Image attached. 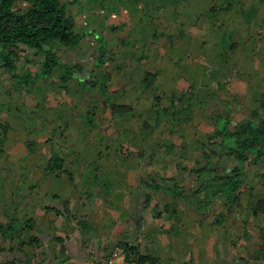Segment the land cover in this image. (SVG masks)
I'll return each instance as SVG.
<instances>
[{"label": "rangeland", "instance_id": "374dc122", "mask_svg": "<svg viewBox=\"0 0 264 264\" xmlns=\"http://www.w3.org/2000/svg\"><path fill=\"white\" fill-rule=\"evenodd\" d=\"M208 1L179 0L176 5L170 7V10L177 15H180L179 10L187 11L186 16L189 19L191 15H195L194 10L198 11V8L204 14L209 13L207 4L205 5V2L208 3ZM263 1L241 0L239 6H234V10L223 13L227 14L225 16L227 21L212 19L211 21L214 23H211L210 20H206L204 23V29H206L218 28V26L229 21L233 25L231 30L234 31V34L226 37L223 35L224 33H221V31H230L227 29L229 28L228 24H226L227 28L221 27L220 30L215 31L216 36L214 39L220 36V39L228 44V51L220 54L214 55L212 53V51H219L217 43L212 46L211 44L210 46L207 45L213 39L212 37L208 36L200 43L204 46V51L210 50L209 54L204 52V61H208L212 71H216L212 76L208 74L209 71H204V78L217 76L219 80L226 81L223 82L225 83L224 86L216 88L218 90L217 93L206 94L204 116L202 117L205 120L202 124V133L199 134L196 131L195 133L193 130L186 132L185 135L190 138L186 144L190 145L192 143V148L185 147V145L180 148L179 143L182 142L180 139L185 136L170 131L167 133L169 136L168 140H157L152 142L156 143L155 145L142 146L140 151L144 150L145 152L143 158L138 156L139 150L137 148L132 150L127 147L130 145H136L137 147L138 142L133 141L130 137L131 134L115 131L116 96L114 93L111 94L108 89L115 86L111 82L108 85V79L116 71L117 62L113 63L115 62L113 61L111 63L108 60L104 64L95 65L94 58L98 52V45L95 38L91 36L83 35L81 41L71 47L51 42L60 60L66 65L75 64V71L77 72L74 75L79 73L85 78L84 81H79L74 75L70 76L66 82L62 81L60 76L64 73L65 68L64 66H59L54 68L48 78H36L31 92H27L23 88L17 91V83L10 76L9 71L1 64L3 61L0 56V173L6 169L7 173L18 174V172L22 171L20 167L24 169L23 171L29 170L31 175H35L36 172H44V174L55 173L52 171L47 172L44 164L49 156L57 153L63 159V166L56 174L62 180L65 178L64 182L66 184L71 183L74 178L71 186L74 189L71 196L63 199V205L66 210L71 205V208L66 211L67 215L70 214L74 220L87 217L91 223H95L97 220L94 218L100 213L99 208L91 207V211H88L84 203L87 195L82 193V195L79 194L77 196L75 191L85 188L84 185L92 179L90 175L95 177L99 174L100 166L98 162L103 157L122 154L134 156L139 158L140 161L146 162L150 160L148 152L151 149L149 148L154 147L157 152L151 158V162L153 160L159 161L158 164L154 165L157 168L159 164L166 162L164 161V155H166L165 144L171 143L174 147H171L168 155H171L170 158L175 157L182 164H186L187 167L198 166L208 161L213 165L219 160L212 152L205 155L204 152L208 151V148L203 144L205 134L212 133L215 128L213 119L219 115L218 113L221 115L227 113L230 119L228 128L231 129L233 126L232 122L244 117H251V110L260 104L263 98L262 95H264ZM202 2H204L203 5ZM25 4L24 0H18L15 7L22 9ZM77 11H83L78 7V3L68 4V12L71 16L75 15V30L79 34H83L85 29L81 21L82 18ZM143 12L145 13L146 11L143 10ZM163 12L166 13L168 11L162 10L161 13ZM148 23L157 26L155 33H158L162 28H169L160 25L162 20L154 15ZM186 23L191 22L188 20ZM141 26L147 25L140 22L139 30L137 31L140 33L132 34L133 36L129 37L133 44H137L135 49L144 47L145 43L142 42L145 41L146 36L150 32L149 30L145 34V31L140 30L142 29ZM107 35L109 36L107 33L104 35L105 39H107ZM116 40L112 37L108 44L111 46ZM117 41L120 43V40ZM196 47H201L198 42ZM13 48L19 57L17 68L19 73L24 71L25 68L31 73H35L39 69V60L41 58L39 51L22 46ZM7 49L8 47L4 48V51H7ZM222 55H225V57H222ZM26 59H29V61H26ZM84 74H87V76ZM259 110L262 113V110ZM202 111L203 109L199 113L202 114ZM206 115L211 117L208 118ZM163 123L167 124L169 122ZM151 125H154V123L151 122ZM203 150L205 151L203 152ZM149 166L153 165L150 164ZM139 167H148V165L142 164ZM242 167L245 181L240 187L237 200L228 203V207L225 208L226 214L220 223L213 222V220H217V212L222 209L221 202L217 199L213 200L209 211H202L204 213L192 209L185 203L182 204L180 219L184 224L181 223L180 226L173 225L170 230L172 233L183 234L188 239V242L181 247L182 254L196 255V250H200L201 247L207 258L208 240L202 241L204 238H196L193 232L194 227H199L200 233L204 231V237L211 236L219 239V243L215 246L213 245L211 249L213 254L215 252L216 256H218V260L213 264H264V159L260 162L245 161ZM215 168L218 171L220 170V166L216 165ZM53 176L55 179L57 178L54 174ZM54 178H50L49 175L44 177L46 181L50 179L48 182H52V180H55ZM193 178V174L184 171L181 179L182 186L187 188L195 184ZM62 180L59 181V185L64 183ZM93 189L101 192L100 188L97 189L95 187ZM51 191L52 189H48L44 194L42 192L40 194L38 192L34 193L33 191L31 193L33 195L37 193L42 197L43 203L50 204L51 202L48 198L52 194ZM166 198L177 202L175 198L170 197L167 193H158L156 195L158 202ZM69 201L70 204L68 205ZM6 211L8 210L6 209ZM153 212H158L157 203ZM27 215L22 213L19 217L22 220H28L30 217ZM178 218L179 215L176 220ZM196 224L199 226H195ZM31 229L32 223L31 228L22 230L19 236L9 240L12 244L11 248H15L17 245L21 246L19 243L22 240H27ZM155 231H157V228ZM149 238L153 241L155 234ZM31 246H34V244L26 245L25 248L29 249ZM153 247L154 250H150L152 254L158 255L163 250L159 243ZM38 252L40 253V251ZM35 255L36 253H34V258ZM200 257L202 258V253ZM155 264H160V262Z\"/></svg>", "mask_w": 264, "mask_h": 264}, {"label": "crops", "instance_id": "0c3cea01", "mask_svg": "<svg viewBox=\"0 0 264 264\" xmlns=\"http://www.w3.org/2000/svg\"><path fill=\"white\" fill-rule=\"evenodd\" d=\"M86 2V0H80L78 7L83 11H77L85 29L83 34L87 35V31H97L103 38L107 33L109 40L112 37L120 40V43L116 40L109 46L112 48V52L116 53V62L120 64V68L114 72L115 76L113 74L108 79V85L110 82L115 85L108 89L112 94H115V101L118 104H124L125 107L130 108L127 113H115L114 122L116 132L131 134L130 137L133 141L138 142L137 147L136 145L127 147L132 150L140 149L145 145L152 146V142L157 140H168L167 133L169 131L184 135L185 137L180 141L184 140L185 143L190 139L185 135L188 130L201 134L202 124L205 120L202 117L204 116L206 94L217 93L216 88L220 86L217 76L211 78L203 76L204 55L207 52L209 54L210 50L204 51V46L200 43L204 38L210 36L213 39L207 45L211 44L212 46L217 43L219 48L218 52L212 51L214 55L227 52L228 44L221 40L220 36L214 39L215 31L220 28L204 29L206 20L186 23L187 11L179 10L180 15L177 18L172 16L174 14L169 9L166 13L154 15L162 20L160 25L169 28H162L160 32L164 33H159L158 36L153 34L146 36V41L142 42L145 43L144 47L135 49L137 44H133L129 37L133 36L132 34H139L136 31L138 26L133 21L138 6L137 0H90L88 3ZM152 16V12L146 11L141 15V19H151ZM174 17L176 18L173 19ZM73 20L75 23V15ZM209 20L211 21V19ZM211 23L214 22L211 21ZM226 24L229 25V30L233 35L234 31L231 30L233 25L229 21ZM180 29L183 32L182 36L173 35V32ZM239 29L241 30V28ZM151 32L152 30L149 33L151 34ZM168 34H171V37H168ZM88 36L93 37L92 35ZM197 42L201 47H196ZM223 56L225 57V55ZM145 71L154 75L144 80ZM178 100L182 101L181 105H186L187 102L192 103V110L187 117L181 113L174 115L175 117H184V119L164 124L162 118L168 117V114L171 115L170 112L174 110V108H170L171 101L178 102ZM161 107H165L169 113H164L159 109ZM176 109L182 110L181 107ZM201 109H203L202 114L199 113ZM206 117L211 116L206 115ZM156 118H158L159 124L154 123V126L149 129L150 132L148 134L145 132L146 137L144 138L142 134L143 121L151 124ZM191 144H185V147L192 148ZM149 161L142 162L137 157L122 154L106 156L99 160V174L95 177L87 174L92 178H88L90 182L84 185V189L75 191L77 196L82 193L87 195L84 203L88 211H91L93 207L99 208L100 213L94 218L97 220L95 223H91L87 217L74 220L70 214L67 215L66 211L71 208V205L66 210L63 199L71 196L74 189L71 187L74 178L71 183L66 184L64 182L66 179L62 180L56 174L59 170L50 174L36 172L35 175H31L29 170L23 171L22 167L20 168L23 172H18V174L7 173L4 169L0 173V223L7 222L4 214L6 209L13 212L18 218L22 213L28 214L32 223L29 233L36 235L39 241L29 249L25 248L29 244H23L22 246L17 245L20 251L9 252L8 249L12 245L9 241L11 238L0 235V248H2L0 264H40L44 259L42 264H107V259L112 251L123 252L122 248L117 245L118 240H128L136 246L140 253L157 256L155 263L213 264L218 260V256L215 252L213 254L211 249L213 245L219 243L218 237H204V231L200 233L199 227H194L193 232L196 238H204L202 241L208 240L207 258L201 247L200 250H196V255L182 254L181 247L188 242V239L183 234L170 231L173 225L184 224L180 219L182 204L167 198L158 202L156 195L164 194V192H148L138 187L140 178L156 179L157 173L165 176L173 175L176 171V158L167 156L164 159L166 162L159 164L157 168L154 165L159 161ZM142 164L148 165V167L140 168L139 165ZM150 164L153 166H149ZM53 174L57 177V181ZM47 175L55 180L46 181L44 177ZM60 180L64 182L62 185H59ZM93 186L97 189L100 188L101 192L94 190ZM42 188H44L43 192ZM48 189H52V194L48 195L50 204L43 203L42 197L38 195L41 192L44 194ZM32 191L38 192V194L33 195ZM146 193L150 198L145 200ZM67 200L69 199L67 198ZM156 203L158 212L154 213ZM178 215L179 218L176 220ZM77 220H85L86 226L80 228L77 225ZM156 228L157 231H155ZM153 234H155V239L152 241L149 237H152ZM157 243L163 247V250L158 255L150 253ZM25 252L28 253V260ZM34 253H36L35 258L33 257ZM201 253L202 258L200 257ZM60 257L64 259L58 261ZM12 258H16V260L12 261Z\"/></svg>", "mask_w": 264, "mask_h": 264}, {"label": "trees", "instance_id": "16d2710c", "mask_svg": "<svg viewBox=\"0 0 264 264\" xmlns=\"http://www.w3.org/2000/svg\"><path fill=\"white\" fill-rule=\"evenodd\" d=\"M16 1L18 0H0V56L2 57V65L9 71L10 76L13 77L17 83L16 90L23 88L27 92L33 90V82L36 78H48L55 67L64 66V73L60 76V79L64 82L74 75L76 65H66L61 60L55 50L51 45V42H56L61 46L71 47L77 45L84 34H79L75 31V23L73 16L68 12V4L76 2L80 5V0H24L25 5L22 9L15 7ZM88 1L90 0H86ZM138 6L136 8V16L133 20L136 22L139 30L140 22L141 24H146L147 26H141V31L148 33L147 36L154 35L158 36L159 33L163 34V31L155 33L156 25L148 23L149 20L141 19V15L145 11L152 12L153 15L161 14L162 10L168 11L170 7L176 5L179 0H137ZM208 1V0H207ZM241 0H209L207 4V10L209 13L204 14L201 12L200 8L198 11L195 9V15H191L190 18H186V21L190 20L191 23H196L199 20L205 21L209 19L227 21L225 17L227 11L234 10L235 5H240ZM258 1V0H256ZM220 2V3H219ZM204 2H202L203 5ZM264 4V1H263ZM174 13V12H173ZM177 18L179 15L174 14ZM157 16V15H156ZM219 28H227L225 23ZM114 28V27H113ZM229 29V28H227ZM220 30V29H219ZM140 33V32H139ZM226 37L231 35V31H221ZM87 35H92L99 47L98 52L94 58L95 65L104 64L106 61L110 60L112 63H116L117 57L116 53L112 52V48L109 47V39H104L103 36L97 31H87ZM173 35L182 36V29L173 32ZM172 35V36H173ZM171 37V34H168ZM146 41V39H145ZM22 46L24 48L32 49L34 51H39L41 53V58L39 60V69L35 73H31L25 68L24 71L18 72V62L19 57L17 52L13 47ZM4 51V48H7ZM108 49V50H107ZM4 51V53H3ZM144 54V53H143ZM141 54V55H143ZM16 59V60H14ZM112 59V61H111ZM205 60V58H204ZM29 61V59H26ZM203 74L204 71H209L208 74L211 76L215 74L216 71H212L211 66L208 61L203 62ZM23 65V62H22ZM74 68V69H73ZM117 68H120V64H117ZM87 76V74H84ZM154 74L145 71L143 74L144 80H147ZM79 81H84L85 78L78 74H75ZM83 77V78H82ZM41 78V79H42ZM226 80H218L219 86H224ZM106 85V84H105ZM103 88V87H102ZM107 93V92H106ZM112 94V93H111ZM262 101L260 104L251 110V117H244L237 121L232 122V128H228L230 119L227 115H217L213 122L215 128L212 133H206L203 140V144L207 146L208 151L203 150L204 154L212 152L219 161H216L213 165L211 162H204L198 166L187 167L186 164H182L176 159L175 166L176 171L173 175L165 176L157 173L156 179H143L140 178L138 187L142 190L150 191H162L170 195V197L175 198L181 204H187L192 209L196 211L207 210L209 211L210 205L214 199L221 202L222 209L216 214L217 220H213L215 223H220L225 216V208L228 207V203L237 200L238 192L241 185L245 181V174L242 164L245 161L253 160L255 162H260L264 159V95H262ZM182 101L178 102L171 101L170 108H174L169 115L165 107H161L164 113L168 114V117L162 118L163 122H174V120H182L183 118L175 117L177 113L181 115L188 116L191 109L190 102L186 105H181ZM117 109L115 113L130 111V108L125 107L124 104H118L116 102ZM181 107L182 110L176 108ZM123 108V109H122ZM262 110V113L260 110ZM158 112V110H156ZM147 123V124H146ZM152 123L156 125L159 124L158 118L154 119ZM213 124V126H214ZM147 121H143V136L146 137L150 132V127H153ZM149 130V131H148ZM205 141V142H204ZM202 142V141H201ZM153 143L152 145H155ZM186 143L184 140L180 142V148ZM166 152L164 157L166 158L168 152H170L173 144H165ZM148 152V158H151L156 154L157 150L154 147H150ZM138 156L143 158L145 154L144 150L140 151L138 149ZM163 155V154H161ZM171 157V155H170ZM221 158V159H220ZM223 159V164H222ZM150 162V161H149ZM63 165V159L57 153H53L47 159L45 163V170L50 172H55L61 169ZM220 166L218 171L215 166ZM184 171L193 174L195 184L184 188L182 186V177ZM150 198L149 194H145V200ZM260 205V204H259ZM7 222L0 223V235L2 237L9 236L11 239L16 238L20 235V232L24 229L31 228L30 220L18 218L11 211L4 212ZM85 220H77V225L81 228L86 226ZM263 230V229H262ZM264 233V232H263ZM38 237L34 234H28L27 240H22L19 245L23 244H37ZM117 245L122 248L125 257L127 259L136 260L141 264H155L157 261V256L150 255L147 253H140L137 251L136 246L129 242L128 240H118ZM2 248H0L1 250ZM9 252L20 251L19 247L14 250L10 247ZM28 253L25 252L27 257ZM264 255V251H263ZM63 257L58 258V261L63 260ZM15 261L16 258H12ZM28 260V257H27ZM45 260V259H44ZM41 260L40 264L44 262Z\"/></svg>", "mask_w": 264, "mask_h": 264}, {"label": "built area", "instance_id": "2783aa9c", "mask_svg": "<svg viewBox=\"0 0 264 264\" xmlns=\"http://www.w3.org/2000/svg\"><path fill=\"white\" fill-rule=\"evenodd\" d=\"M107 264H141L136 260L127 259L124 252L114 250L109 254Z\"/></svg>", "mask_w": 264, "mask_h": 264}]
</instances>
